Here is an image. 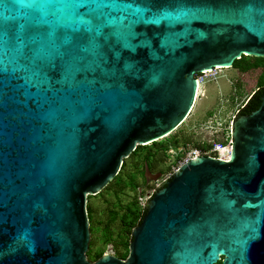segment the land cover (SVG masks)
Here are the masks:
<instances>
[{"label": "water", "instance_id": "1", "mask_svg": "<svg viewBox=\"0 0 264 264\" xmlns=\"http://www.w3.org/2000/svg\"><path fill=\"white\" fill-rule=\"evenodd\" d=\"M123 2L149 10L131 36L105 41L103 32L64 27L56 44L65 57L50 83L36 85L4 66L5 28L25 17L4 20L5 4H18L0 0V264H264V96L234 121L229 162L191 161L154 194L125 261H88L87 198L137 147L185 122L195 75L264 58V0ZM31 34L33 50L45 44L46 33ZM93 36L96 48L86 51ZM66 60L76 62L75 78L64 73ZM144 167L146 183L161 176Z\"/></svg>", "mask_w": 264, "mask_h": 264}, {"label": "snow or ice", "instance_id": "2", "mask_svg": "<svg viewBox=\"0 0 264 264\" xmlns=\"http://www.w3.org/2000/svg\"><path fill=\"white\" fill-rule=\"evenodd\" d=\"M16 5L5 4L4 20H17L25 17L19 28H5L3 34V63L7 70L24 72L31 83L36 85L48 84L52 81L53 67L59 63L57 57L64 58L65 53L56 44V39L62 34L64 27H73L79 33L81 28L86 34L95 32L104 33L105 41L109 36L119 39L124 33L133 34L136 24L145 20V14L149 11L142 7H133L129 3H100L84 6L71 0H48L46 3H36L32 0L29 10L21 11L23 0H17ZM114 10H119L123 20L114 15ZM14 12V14H12ZM124 21H127L125 23ZM40 25V28L36 26ZM47 25V27H44ZM36 33H46L45 44H41L33 50L31 45L35 43L32 30ZM86 51L96 48L95 36L89 41ZM66 76H73L77 72L76 62L66 60L63 68ZM254 235V229L252 230Z\"/></svg>", "mask_w": 264, "mask_h": 264}, {"label": "trees", "instance_id": "3", "mask_svg": "<svg viewBox=\"0 0 264 264\" xmlns=\"http://www.w3.org/2000/svg\"><path fill=\"white\" fill-rule=\"evenodd\" d=\"M232 68L240 73H247L252 70L260 69V74L257 77V91L249 98L246 106L241 112V116H246L256 111L261 103V97L264 96V58L241 57L233 63ZM179 142L176 137L165 139L152 143L150 146H139L133 153L124 161L120 172L99 194L89 196L87 201L92 199L100 200L103 205L102 209L93 207L91 203H87L86 211L89 221L90 242L86 257L88 261L94 263L103 256V251L98 249L97 244L102 241L104 244L112 245L116 254V258L125 261L129 254V244L132 241L131 232L139 226L144 218L147 209L142 210L139 206V189L141 185L137 182V174L129 173L126 170L127 163L138 164L140 153L142 156L143 170L141 177L143 178V187H147L144 178V165L147 164L149 171L155 162H159L162 158L167 157V152L171 149H178ZM183 143L182 146H185ZM129 191L132 194L130 201L123 203L121 196L124 192ZM111 197V199H110ZM104 213L107 218V223L100 228V224L95 222L97 213ZM119 223L116 238L112 232V225ZM101 236V237H100ZM220 264V263H218Z\"/></svg>", "mask_w": 264, "mask_h": 264}, {"label": "rangeland", "instance_id": "4", "mask_svg": "<svg viewBox=\"0 0 264 264\" xmlns=\"http://www.w3.org/2000/svg\"><path fill=\"white\" fill-rule=\"evenodd\" d=\"M260 69L252 70L247 73H240L234 68L229 69H214L202 76H198L201 79L202 84L198 86V94L194 106L185 120V122L177 128L167 139L176 137L179 142L178 149L182 148V144L186 143V147H195L201 144V141H205L206 135L200 132V129L209 121V116L212 114H217L219 112V117L224 121L228 122L232 119V116L236 115L237 110L241 105H245L247 100L257 91V77L260 74ZM241 116L236 115V119ZM165 139L161 140L164 141ZM150 146V145H148ZM178 149L171 148L167 152V157L162 158L159 162H155L150 170L153 175L160 174L158 179H162L166 173H168L176 163V154ZM140 153L139 163L135 162L132 164L127 163L126 170L129 173H139L137 174V182L141 185L139 190H145L152 185L153 181L149 179L148 186L145 188L142 186L143 178L141 177L143 165L142 156ZM127 162V159L124 160ZM132 197L131 192L126 191L121 196V201L127 203ZM111 199V197H110ZM87 203H91L93 207H99L102 209L103 205L100 200L90 199ZM95 222L100 224V228L107 223V218L104 213H97L95 216ZM119 223L116 222L112 225L111 229L114 233V238L118 232ZM101 237V236H100ZM98 249L103 251V255H111L116 257L114 248L112 245L104 244L99 241L97 244Z\"/></svg>", "mask_w": 264, "mask_h": 264}, {"label": "built area", "instance_id": "5", "mask_svg": "<svg viewBox=\"0 0 264 264\" xmlns=\"http://www.w3.org/2000/svg\"><path fill=\"white\" fill-rule=\"evenodd\" d=\"M206 73L208 72L195 75L194 78L196 79L198 86L202 84V81L198 76H202ZM235 118L236 115L232 116V119L226 122L219 117V112L210 115L208 118L209 121L202 129H200V132L206 135L207 139L201 141V144H198L195 147L182 146L181 149H178L176 163L171 166L170 171L166 173L162 179L153 182L150 187L147 185V189L139 190L138 201L140 208L145 210L147 203L152 199L154 194L161 189L182 166L187 165L189 162L196 161L199 158H210L213 160L229 162L232 153V132Z\"/></svg>", "mask_w": 264, "mask_h": 264}, {"label": "flooded vegetation", "instance_id": "6", "mask_svg": "<svg viewBox=\"0 0 264 264\" xmlns=\"http://www.w3.org/2000/svg\"><path fill=\"white\" fill-rule=\"evenodd\" d=\"M258 90V89H257ZM249 100V99H248ZM248 100H247V102H248ZM246 102V103H247ZM246 103H245V105H241L240 106V108L237 110V113H236V115L237 116H241V112H242V110L244 109V107L246 106ZM244 116V115H243ZM151 174H153L152 172H151Z\"/></svg>", "mask_w": 264, "mask_h": 264}, {"label": "bare ground", "instance_id": "7", "mask_svg": "<svg viewBox=\"0 0 264 264\" xmlns=\"http://www.w3.org/2000/svg\"><path fill=\"white\" fill-rule=\"evenodd\" d=\"M216 69H220L219 67H217ZM198 85H197V89H196V94H198Z\"/></svg>", "mask_w": 264, "mask_h": 264}]
</instances>
